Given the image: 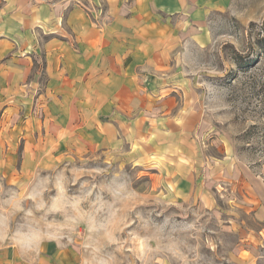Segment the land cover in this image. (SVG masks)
Listing matches in <instances>:
<instances>
[{
  "label": "rangeland",
  "instance_id": "obj_1",
  "mask_svg": "<svg viewBox=\"0 0 264 264\" xmlns=\"http://www.w3.org/2000/svg\"><path fill=\"white\" fill-rule=\"evenodd\" d=\"M30 1L57 5L65 28L70 8L96 21L107 10L105 0ZM212 1L205 40L175 51L190 130L5 168L0 235L72 249L76 264H264V162L252 149L261 139L244 137L264 128V0Z\"/></svg>",
  "mask_w": 264,
  "mask_h": 264
},
{
  "label": "crops",
  "instance_id": "obj_2",
  "mask_svg": "<svg viewBox=\"0 0 264 264\" xmlns=\"http://www.w3.org/2000/svg\"><path fill=\"white\" fill-rule=\"evenodd\" d=\"M105 1L98 21L88 7L67 10L65 28L57 5L0 0V173L86 148L136 146L150 132L154 140H175L190 130V102L179 101L184 90L174 87L175 51L205 40L204 22L216 4ZM76 260L72 249L44 242L32 250L0 235V264Z\"/></svg>",
  "mask_w": 264,
  "mask_h": 264
},
{
  "label": "trees",
  "instance_id": "obj_3",
  "mask_svg": "<svg viewBox=\"0 0 264 264\" xmlns=\"http://www.w3.org/2000/svg\"><path fill=\"white\" fill-rule=\"evenodd\" d=\"M261 47L264 49V45H262ZM235 59H236V64L238 65V67L244 66V64H245L244 59L239 54H236ZM263 129L264 128H262V127H258L257 124H254L244 134V137L249 135L251 137L256 136V137H258V139H261L260 141H257L252 148V149H254L253 153L257 154L260 157V162H264V141H263L264 140V134L260 135V133L262 132Z\"/></svg>",
  "mask_w": 264,
  "mask_h": 264
}]
</instances>
